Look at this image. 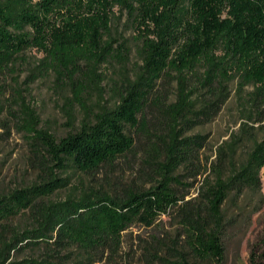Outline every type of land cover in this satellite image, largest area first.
Segmentation results:
<instances>
[{"label": "trees", "instance_id": "1", "mask_svg": "<svg viewBox=\"0 0 264 264\" xmlns=\"http://www.w3.org/2000/svg\"><path fill=\"white\" fill-rule=\"evenodd\" d=\"M123 17L138 33L140 64L115 104L93 112L85 93L104 91L99 70L114 59L127 61V45L115 48V22ZM32 50L44 55L56 87L69 89L67 103L75 100L85 116L77 126L68 113L72 130L58 138L40 128L36 109L17 92L18 112H10L20 115L36 179L0 195V264L115 263L129 228H156L164 217L175 231L160 230L142 243V264H228L232 233L249 226L262 206L243 222L228 218L225 208L230 200L260 196L264 138L243 128L241 137L220 146L214 178L207 175L191 199L177 190L185 185L177 174L202 175L207 136L187 131L224 105L226 83L239 79L240 92L253 86L242 102L264 104V0H0V76L12 75ZM156 114L160 129L152 125ZM244 144L249 150L239 157ZM134 159L149 188L117 174L121 161ZM70 173L81 174L80 186L52 200L70 185ZM19 215L27 217L26 227L8 226ZM26 250L38 255L15 260ZM250 264H264V241Z\"/></svg>", "mask_w": 264, "mask_h": 264}, {"label": "rangeland", "instance_id": "2", "mask_svg": "<svg viewBox=\"0 0 264 264\" xmlns=\"http://www.w3.org/2000/svg\"><path fill=\"white\" fill-rule=\"evenodd\" d=\"M125 18L117 20L114 27V36L119 44H126L129 51L126 55L127 61L121 63L114 59L104 64L99 73L106 77L102 84L103 92L97 90L85 93L88 106L91 111L97 112L103 106L115 104L118 93L121 92L128 78H132L135 70L140 64L139 48L141 42L138 40V33L129 30L125 26ZM24 61L16 66L12 75L0 76V195L9 194L12 191L25 187L33 183L36 173L30 167V145L26 133L19 127V114L12 115L10 110L18 112V107L13 106L17 92L20 91L28 103L36 109L40 117V128L49 130L58 138L65 137L72 130L69 126V114L76 119L78 126L84 118L83 109L73 100V94L69 89H58L55 85L54 71H50L43 62L44 55L36 50L28 51ZM239 79H234L226 83L228 90L227 101L212 115V119L206 121L201 119V123H192L187 131L188 136L204 135L207 136V143L202 150V172L208 173L193 177V172L180 170L177 175L185 185H177L180 194H187V199L197 195L198 188L203 179L213 172L210 170L212 163L217 161V151L226 142H231L233 136H242V129L252 132L257 139L264 138V104L251 106L249 103L242 102L240 96H247L254 88L251 85L245 86L243 91L239 90ZM170 90L174 93L175 84ZM172 93V94H173ZM202 96L198 105L201 106ZM174 97L172 96V101ZM12 105V106H11ZM192 119H196L192 116ZM161 117L152 116V125L157 129L161 128ZM246 126V127H244ZM249 150V145L244 144L240 147L238 154L243 157ZM117 174L126 178L130 182L136 178L138 185L149 188V178L140 176L138 173L139 160L134 159L131 163L120 162ZM129 165H132L130 167ZM210 170V171H209ZM70 185L62 191L56 193L52 200H64L80 186L81 174L70 173ZM262 191L258 198L249 195L240 200L229 201L226 205L228 218H236L243 222L247 215L255 211L259 206L262 209L253 215L252 223L248 226L243 225L240 230L232 233L233 239L227 242L228 264H250V255L257 245L264 241V168L261 172ZM104 173L99 174L94 181V185L100 188L103 183ZM89 184V183H88ZM192 185V186H191ZM94 186V187H95ZM105 188L113 193L121 192L118 186H108ZM244 215V216H243ZM28 224L27 217L19 215L8 221V226L14 229H23ZM160 230L175 231L169 218L164 217L163 223L156 228H146L142 225H134L123 235V248L116 257V262L107 261L105 264H142L144 242H152V236L159 234ZM34 250H26L19 256L15 253V260L21 261L26 258L37 256Z\"/></svg>", "mask_w": 264, "mask_h": 264}]
</instances>
